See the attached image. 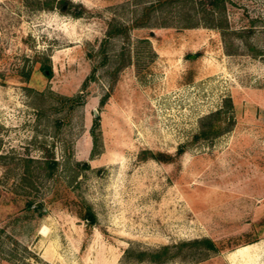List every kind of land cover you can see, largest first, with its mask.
Segmentation results:
<instances>
[{
	"label": "rangeland",
	"instance_id": "obj_1",
	"mask_svg": "<svg viewBox=\"0 0 264 264\" xmlns=\"http://www.w3.org/2000/svg\"><path fill=\"white\" fill-rule=\"evenodd\" d=\"M160 1L0 0V264H264V0Z\"/></svg>",
	"mask_w": 264,
	"mask_h": 264
},
{
	"label": "trees",
	"instance_id": "obj_2",
	"mask_svg": "<svg viewBox=\"0 0 264 264\" xmlns=\"http://www.w3.org/2000/svg\"><path fill=\"white\" fill-rule=\"evenodd\" d=\"M49 0H43V3H45V7H49V5H47V2ZM65 0H61V3H64ZM207 3H209L210 5V14L213 10V7L217 5V0H206ZM159 3H161L160 0H156V2L154 4H149L148 6L145 7L146 11L148 12L153 6L155 5H158ZM81 12L80 8L76 9L74 12H73V15H79ZM136 23V22H134ZM139 23H142V22H137L136 24L139 25ZM206 25L208 26H217L219 27V24H212L210 22H207L205 23ZM114 30L112 29H108L106 34L107 35H111ZM143 41H147L146 38H144ZM48 69V67H47ZM80 95H76L75 98H79ZM103 98H101L100 101H102ZM224 105H225V110L224 111H230L231 110V102H230V99L229 97L225 98L224 99ZM223 111V109L221 107L219 108H216L215 110L213 111H210L208 113H206L205 115H203L200 119H199V125H198V129L195 133L192 134V140H197V139H210L212 137H215L217 135H219L220 133H222L226 128V126L221 127V123H222V120L224 118H227V117H230V113H228L227 116H219L220 113ZM222 118V120H221ZM98 124V119L97 117H94L93 118V121H92V127H91V134H92V140H93V143L94 141H96V132L94 130V128L97 126ZM183 145L182 144H179L175 150V153L174 155H178L180 154L182 151H183ZM142 153H145L144 150H141ZM150 157H153L154 159L156 160H159V161H168V160H171V158L173 157V155L169 152H163V151H156L154 153H151L149 155ZM141 158H145L144 155L140 156ZM46 160V159H45ZM46 167L48 168L46 174L47 175H51L52 173V169L54 167V165L56 164V161L54 160H51V161H48L46 160ZM76 164H81V165H84V166H87V163L82 161V162H76ZM26 205L27 206H31L32 205V202L30 200L26 201ZM36 209H38V213L41 214V206L38 205L36 207H34ZM83 218H89L90 220L89 221H93L94 220V215L93 213L88 209H84V212H83ZM176 246L177 248H180L181 246L183 245H187V246H195V245H201L203 246L205 249H211V250H217L218 248H220L217 244H215V242L206 237V236H203V237H200V238H192V239H189V240H181L177 243H174V244H162L156 248H151V249H147V248H134V247H131V246H127L124 248L123 250V254H122V257L123 258H132L134 260H144L146 262V264H161L163 261H165L167 258H169L170 256H172L174 254V252H171L170 249L172 246Z\"/></svg>",
	"mask_w": 264,
	"mask_h": 264
},
{
	"label": "bare ground",
	"instance_id": "obj_3",
	"mask_svg": "<svg viewBox=\"0 0 264 264\" xmlns=\"http://www.w3.org/2000/svg\"><path fill=\"white\" fill-rule=\"evenodd\" d=\"M248 247H249L248 245L247 246H244V247H240V248L237 247V249L235 250V252L239 253V255H238L239 257H245V255L247 254L246 251H247V248ZM238 256H237V258H238ZM231 259L234 260L235 258L234 257H231Z\"/></svg>",
	"mask_w": 264,
	"mask_h": 264
},
{
	"label": "crops",
	"instance_id": "obj_4",
	"mask_svg": "<svg viewBox=\"0 0 264 264\" xmlns=\"http://www.w3.org/2000/svg\"><path fill=\"white\" fill-rule=\"evenodd\" d=\"M244 244H246V246H247V245L250 246L252 243H244ZM244 244H242V245H244Z\"/></svg>",
	"mask_w": 264,
	"mask_h": 264
}]
</instances>
